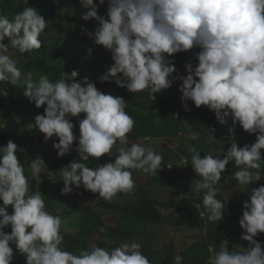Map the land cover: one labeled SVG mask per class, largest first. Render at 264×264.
I'll return each mask as SVG.
<instances>
[{
	"label": "clouds",
	"instance_id": "obj_1",
	"mask_svg": "<svg viewBox=\"0 0 264 264\" xmlns=\"http://www.w3.org/2000/svg\"><path fill=\"white\" fill-rule=\"evenodd\" d=\"M79 3L86 10L81 18L98 22L92 30L81 26L82 30L114 61L99 77L102 82H114L131 93L147 90L154 100L155 93L179 79L185 111L192 101L214 112L221 125L230 119L229 133L234 134L239 125L255 134V142L243 146L233 139L222 156L202 157L193 146L188 151L199 177L193 191L203 192L204 210L195 205L199 216L207 214V220L216 224L224 218V201L217 197L230 161L237 166L234 180L248 188L238 220L243 230L240 239L248 242L247 247L230 248V241L222 239L219 251L209 247L208 264H264V241L257 239L264 233V184L250 188L264 179V0H107L105 14L98 12L105 0ZM47 27L48 20L32 6L11 19L0 12V83L21 82L23 95L37 108L43 107L32 125L45 141L58 138L52 146L59 157L69 154L78 140L75 150L80 160L60 168L62 195L70 194L73 186L98 193V199L105 201L118 193H131L136 187L132 170L156 174L164 164L163 155L150 145L129 146L128 134L135 121L126 112L125 99L103 92L88 77L78 79V69L63 71L56 80L47 75L34 80L32 72L22 71L19 59L9 53V43L20 54L38 50ZM6 37L8 43H4ZM194 48L200 49L194 53L197 64L188 60L186 74L173 75L177 69L170 58ZM118 140L114 160L94 169L85 163L105 154L111 157ZM19 150L12 140L0 145V264H12L16 253L24 256L25 264H152L136 240L111 248L91 245L77 253L61 247L65 221L47 209L44 193L32 187L33 180L43 182L45 160L37 154L26 172ZM187 165L185 158L183 166ZM174 261L182 264L183 257L176 255Z\"/></svg>",
	"mask_w": 264,
	"mask_h": 264
},
{
	"label": "trees",
	"instance_id": "obj_2",
	"mask_svg": "<svg viewBox=\"0 0 264 264\" xmlns=\"http://www.w3.org/2000/svg\"><path fill=\"white\" fill-rule=\"evenodd\" d=\"M74 5H77L79 0H72ZM99 3V0H95ZM63 0H28V4L24 3V0H0V12L7 15L8 13L17 14L22 11L24 7L32 6L36 8L39 14L43 15L54 29H56L55 45L49 51L42 47L38 50H34L29 53L20 54L16 50L12 49L9 43V53L13 55V58H18L20 61L19 66L23 72H32L33 79L38 80L40 75H47L51 80H56L60 77L63 71H72L73 69L79 70L78 79L88 77L91 81L96 83L98 89L105 93H111L114 96L120 95L125 99L126 112L132 116L135 121L133 130L129 133L130 136H182L189 144L186 146H177L181 155H185L188 161V168L193 169L191 166V153L188 151L189 146L195 147V149L201 153V156L210 154V146L207 142L199 139L196 136L192 139V136L182 135V130L194 129L204 133H211L212 131L221 130L227 128L231 124L229 119L227 125H221L215 118L214 112L210 111L206 106L196 107L194 102H188V111H185L183 102L181 100L178 79L172 84V86L159 93H155V99L152 100L147 90L143 92L131 93L126 88L118 87L114 82H102L99 77L107 70V66H110L114 61L111 59V54L101 45L93 43L81 26L88 30H92L98 23L95 19L83 21L74 16L73 14H67L63 11ZM107 6H101L98 9L99 14L106 13ZM65 37H69L73 40H79L83 43V47L78 51V54H70L69 50L64 47ZM4 43H8L6 37ZM93 47V48H92ZM183 55L182 58H173L174 62L178 61L181 67H184L186 61L191 60L193 65L197 64L195 55L187 54V52H180ZM196 62V63H195ZM182 69V68H181ZM185 74V67L182 69ZM177 75V73H173ZM178 76V75H177ZM23 79V78H22ZM23 86V85H22ZM6 90L7 98L0 103V108L4 112H9L13 104H20L27 112L35 116L38 113H43V107L37 108L33 101H30L23 95V87L19 85H12L0 83V92ZM169 97V102L167 100ZM81 114V118L83 117ZM73 122L76 123V128H79L77 118L73 117ZM239 126V125H237ZM242 129V127L240 128ZM239 133V131H238ZM241 134V133H240ZM250 135V134H249ZM244 135L245 143L255 142V134ZM31 139L35 143H41L43 141L44 134L40 133L38 129L32 127ZM58 139L53 137L52 139ZM188 138V139H187ZM6 135L0 133V145H6L8 142ZM202 141V147H198L193 142ZM14 143L15 140H12ZM17 144V143H16ZM243 144V145H244ZM18 145V144H17ZM119 140L115 146H119ZM239 145V146H243ZM230 146L217 147L220 150V156L223 155L225 149ZM262 158H264V149L261 150ZM118 155L116 153L111 157V160ZM105 158V157H104ZM103 157L99 160L90 159L85 163L91 168H96L100 164ZM108 159V158H107ZM105 159V161L107 160ZM72 160L79 161L80 157L76 150L65 155V166ZM264 165V163H262ZM242 167V166H241ZM237 166L234 161L229 162L226 166V171L231 174L234 173ZM30 171V170H29ZM225 171V172H226ZM264 171V168L262 169ZM233 176V175H232ZM234 177V176H233ZM41 184L33 180V189L39 186L40 189H44L46 180H42ZM167 173L158 172L156 177L146 182H136V187L131 193H122L119 199L113 201H101L97 204L98 207L106 210H112L119 214V219L115 226H108L100 219L98 214L92 209L91 205L77 204L74 208L80 214L79 216V228L75 233H65L62 229L61 232L64 236L63 248L67 251L77 253L80 249L88 248V242L92 234L95 232L101 236H109L111 238L125 241L127 238H133L140 236L142 230L150 224H162L167 223L169 226L176 230V234L171 239L170 244L165 247L157 248L152 247L147 257L151 260L152 264H175L174 257L180 255L183 257L182 264H208V259L212 255L209 252L211 246L216 251H219V242L222 239H228L230 241L229 247L233 246H245L248 242L240 239L242 231H239L240 226L238 223L239 217L242 215V201L248 199V195L244 192L248 190L246 187L243 190H239V197L234 201L228 202L218 194V199L224 201L225 216L219 222L214 223L207 220V214L203 217L199 216L198 210L195 208L196 204H200V211H203V192L197 195L192 187H183V191L177 192L174 196L169 195L167 199L158 198L156 196L157 189H165L169 186L179 188L180 183L170 182ZM260 184H264V179L255 182L251 187H257ZM162 209L172 210L176 213L171 216H164L161 212ZM224 223H229V227L234 230H238V233L230 230L228 227H224ZM101 228L104 231H101ZM180 228H188L193 231L192 234L178 233ZM196 230V234H194ZM6 231H11V228H7ZM197 232L200 233L198 236ZM149 233H143L147 235ZM258 240L264 241V233H261ZM100 247H115L114 245H107L105 242L97 244ZM62 247V245H61ZM12 264H25L24 256L21 254L15 255Z\"/></svg>",
	"mask_w": 264,
	"mask_h": 264
},
{
	"label": "rangeland",
	"instance_id": "obj_3",
	"mask_svg": "<svg viewBox=\"0 0 264 264\" xmlns=\"http://www.w3.org/2000/svg\"><path fill=\"white\" fill-rule=\"evenodd\" d=\"M103 6H107V0H105V4ZM63 11L67 14H73L80 20L81 14L86 11L83 9L78 2L77 5H74L72 0H63L62 3ZM15 14L8 13L7 16L11 19ZM84 21V20H83ZM55 36H56V29H54L50 24L45 29V32L41 34V40L43 42L42 48L46 49L47 51L51 50L55 45ZM64 40V47L66 50H69L70 54H78V51L81 50L83 47V43L79 40H73L69 37H65ZM93 48V47H92ZM199 48H194L190 51H186L187 54L194 55L195 52H198ZM183 55L180 53L173 58H182ZM177 66L184 69L178 64L176 61ZM196 63V62H195ZM20 88H22V83L17 82ZM182 95V93H180ZM7 98V95L0 94V103L3 102ZM169 100V97H167ZM34 117L32 114L27 112L23 106L20 104H13L11 106L9 112H4L0 108V133L3 132L9 140H15L18 144V148L20 153V158L23 160L25 165V171L28 172L29 169V162L35 158V156L41 155L42 158L45 160V173H41V179L46 180L44 189H40L37 186L34 191H41L44 193V199L46 202L47 209L54 213L61 216V218L65 221L62 225V230L65 233H75L79 228V213L74 208L75 205H91L93 210L98 214L100 219L104 222V224L108 226H115L118 219L119 214L112 210H106L104 208L98 207L97 204L103 201L102 198H99L98 193H92L90 190H85L83 186L77 189L73 186V191L70 194L62 195L61 188L63 187V181L59 180L61 178V167H64L65 156L59 157L57 155L56 149L53 148V141H57L58 139H51L48 141H43L41 143H35L31 139V130L34 123ZM240 126H236L234 134L228 132V127L221 130H214L211 133H204L197 128L194 129H183L182 135H190V136H197L199 139L207 142L210 146V154L212 155H220V150L217 147L221 146H230V143L233 139L237 142L238 145H243L245 140V134L249 135L243 129H240ZM239 131V133H238ZM76 135H79V128L75 130ZM241 133V134H240ZM250 138L253 136L249 135ZM188 139V138H187ZM197 139V138H196ZM197 142L194 140V144L198 147H202V141ZM132 143H141L144 145H150L156 148L158 152H160L164 157V164L159 172H164L168 174L170 182L180 183L179 188L174 187H167L165 189H157L156 196L158 198L167 199L169 195L174 196L177 194L178 191L180 193L183 191V187H194L195 179H199L196 175L194 169L188 168V166H183V161L186 158L185 155H181L177 146H186L189 144L186 140L182 138V136L170 137V136H130L128 134V144L129 146ZM78 144V140L73 142V148L70 151L73 152ZM120 147L115 146L110 154L112 157L117 153L116 149ZM103 159L100 161L101 163H105L111 160L107 154L102 156ZM105 157V158H104ZM108 158V159H107ZM105 159H107L105 161ZM187 159V158H186ZM100 163V164H101ZM167 164L172 165L171 168L167 167ZM98 166V165H97ZM264 165H262V169ZM158 173V172H157ZM133 179L136 182H146L148 180H152L156 177V174H152L151 172H145L142 169H134L132 170ZM56 180H53V179ZM220 184L222 185L220 194L224 199L228 202L234 201L237 197H239V190L245 189L247 186L240 185L236 183L234 177L229 171H226L221 178ZM119 196H122V193H118L113 200L119 199ZM161 212L164 216H171L175 215L176 213L172 212V210L162 209ZM146 229L144 228L140 233V236H135L133 238H127L125 241H121L119 239L111 238L109 236H101L99 233L95 232L89 239L88 246L97 245L100 242H105L107 245H114L119 246V244L123 242H130L132 240H136L137 242L142 244V251L147 256L149 250L152 247L162 248L170 244L171 239L176 234V230L169 226L167 223L162 224H150ZM224 227H228L230 230H233L238 233V230L232 229L229 223H224ZM239 231H243L239 228ZM143 233H149L147 235H143ZM180 235L182 234H192L193 231L188 228H180L178 230ZM194 234H196V230H194ZM198 236L200 233L197 232ZM64 244V240L62 242V247ZM14 247V246H13ZM239 247V246H236ZM19 253H16V255Z\"/></svg>",
	"mask_w": 264,
	"mask_h": 264
},
{
	"label": "built area",
	"instance_id": "obj_4",
	"mask_svg": "<svg viewBox=\"0 0 264 264\" xmlns=\"http://www.w3.org/2000/svg\"><path fill=\"white\" fill-rule=\"evenodd\" d=\"M179 53H177V54H174V56H177ZM170 59H173V57H171ZM175 63V65H176V69H177V71H176V73H177V75L179 76V75H185V72L180 68V67H178L177 66V62L175 61L174 62ZM178 83L180 84V83H182V81H180L179 79H178ZM181 93V92H180Z\"/></svg>",
	"mask_w": 264,
	"mask_h": 264
}]
</instances>
